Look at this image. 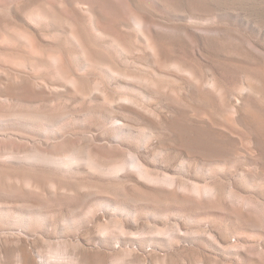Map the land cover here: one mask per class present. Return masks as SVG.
Wrapping results in <instances>:
<instances>
[{
    "label": "rangeland",
    "instance_id": "rangeland-1",
    "mask_svg": "<svg viewBox=\"0 0 264 264\" xmlns=\"http://www.w3.org/2000/svg\"><path fill=\"white\" fill-rule=\"evenodd\" d=\"M19 249L264 264V0H0V264Z\"/></svg>",
    "mask_w": 264,
    "mask_h": 264
},
{
    "label": "bare ground",
    "instance_id": "bare-ground-1",
    "mask_svg": "<svg viewBox=\"0 0 264 264\" xmlns=\"http://www.w3.org/2000/svg\"><path fill=\"white\" fill-rule=\"evenodd\" d=\"M149 35L151 36V33H149ZM20 250V249H19ZM17 252V251H16ZM17 255V260L19 262V264H36L35 259L33 258L34 256H31L27 251L25 250H20L16 253ZM80 260H83L81 256H79ZM68 264H76L75 262H73L71 259H69L67 261Z\"/></svg>",
    "mask_w": 264,
    "mask_h": 264
}]
</instances>
